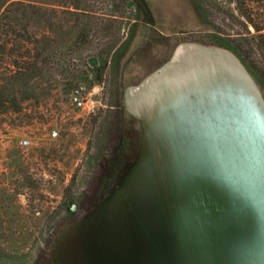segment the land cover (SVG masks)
I'll use <instances>...</instances> for the list:
<instances>
[{
	"label": "rangeland",
	"instance_id": "rangeland-1",
	"mask_svg": "<svg viewBox=\"0 0 264 264\" xmlns=\"http://www.w3.org/2000/svg\"><path fill=\"white\" fill-rule=\"evenodd\" d=\"M144 1L151 20L134 0H21L1 17L0 264H264V31L242 16L264 18V0ZM28 51L40 54L41 76L9 79ZM175 55L190 97L192 72H205L207 111L184 134L162 129L192 159L190 177L173 165L163 183L149 164L154 134L130 105ZM78 86L94 114L69 103ZM141 151L143 176L100 208ZM184 175L221 218L206 219ZM247 201L256 213L246 222L235 209ZM68 241L78 263L61 255Z\"/></svg>",
	"mask_w": 264,
	"mask_h": 264
},
{
	"label": "water",
	"instance_id": "water-1",
	"mask_svg": "<svg viewBox=\"0 0 264 264\" xmlns=\"http://www.w3.org/2000/svg\"><path fill=\"white\" fill-rule=\"evenodd\" d=\"M134 2L142 10V12L145 15H147L148 17H151V12H150V10H149V8H148V6L144 0H134ZM90 64L92 66H94L95 61L91 60ZM192 74H193V78L195 77L196 78L195 80H197V85H196L197 88L195 90V93H196L195 97H190L189 93H188V96H186L184 100L173 101V100H171L170 97L167 98V95L165 92H162V97H160L158 101H155V104H154L155 110H152L148 106L146 111L143 113V115L137 117L142 123L143 131H145L144 133L147 132V133H153L154 134L153 139L151 138V140L152 141L154 140V142H152L150 140L152 144H148L149 149H151L153 151L152 152L150 150L152 153V157L150 159H152L153 162L151 161L149 164H150L151 168L155 169L156 174L161 176V178L160 177L159 178L161 179V181H163V183L169 182L168 177L166 178V174L167 175L173 174L172 173V172H174L173 171L174 168L172 167L173 165H175V168H178V169H180L179 168V166H180L181 172L186 173L188 175V177H190V175L192 173V171L190 169V167L192 165H191V162L189 163V161H192V159L190 158V156H188L189 150H185L184 152H182L183 154H181V156H180L179 154L176 153V150L174 148L175 147L174 140L176 141V136H172V134H171L169 139H168V138H163V136L161 135L163 128L165 129L163 131L165 133L169 132V133H180L181 134V133H183V131H185L186 128H188V124H189L188 119L189 118H191V117H196V118L197 117H203L205 115V113L207 111L205 85H201V84L202 83L204 84V82H203L204 79H202V78H204L206 75H205V72H202V70H194V72ZM189 92H190V89H189ZM191 104H192V106H191ZM195 108H197V109H195ZM151 127L155 130H153V131L150 130L149 128H151ZM180 137L182 138V136H180ZM145 147H147V146L145 145ZM159 153H160V157L158 156ZM218 153L219 154L217 156H215L214 158H218L219 160H221L222 159V152L220 151V148H219ZM154 154H156V156ZM144 158H145L144 152L141 151L138 154L135 162L120 177L116 186L112 189V192L110 193V195L99 205L100 208H104V207L110 205V203L113 202L115 199H117L119 196L120 197L124 196V193L126 192L127 186L131 182L138 180L137 179L138 177L143 176L141 173V171L143 169V164L147 165L145 163ZM158 158H161V162H157ZM163 162H164V166H163ZM183 164H186V165L183 166ZM176 166H178V167H176ZM180 170H177L178 174L180 173ZM192 179H194V180H192ZM192 179L186 178L184 175L183 182H186L185 185L187 184V187H186L187 190L188 191L193 190L194 195L198 198V201L196 204L197 208L201 209V212H203L204 215H207L206 219L216 220V219L221 218V213H219V212L214 213V215L210 214V210H208L206 203L204 206L203 197H206L204 195V190H203L204 188H202L200 186L194 187L193 183L195 181V178H192ZM189 185H191V186H189ZM231 185H233L232 188L235 191L234 183L232 182ZM163 188L165 189L164 192L165 191L167 192V184ZM166 192L164 195H165V198H168V194ZM236 193L240 194V192H236ZM202 199H203V201H202ZM75 208H76V206H72V210H74ZM235 211L239 217L244 215L246 222L249 220L252 221L255 219L256 209H254V205H251V203L248 201L245 204H239L238 207H236ZM61 239L62 238H60V240ZM60 240L57 243H59ZM69 242L70 241H68L66 243L65 247H63V249H61L62 250L61 255L68 257V259L70 261H73V260L75 261L76 259L74 258V256H72V254H74V252L79 253L77 251L78 243L75 244L77 246L75 247V245H74V248H73ZM138 254L139 255L137 257V263L138 262L140 263L141 261H143L142 251L140 249L138 251ZM79 260H76V263H78Z\"/></svg>",
	"mask_w": 264,
	"mask_h": 264
},
{
	"label": "crops",
	"instance_id": "crops-1",
	"mask_svg": "<svg viewBox=\"0 0 264 264\" xmlns=\"http://www.w3.org/2000/svg\"><path fill=\"white\" fill-rule=\"evenodd\" d=\"M179 55H175L162 68L164 73L160 75L158 70L155 74L151 75L150 81L146 79L135 90H132L136 94L134 95L135 104L130 105L133 116H142L148 106L152 110H155V101H158L162 97V92H165L167 98L170 97L173 101H181L188 96L190 85L187 84L185 79L188 77L189 71L182 72L181 69L177 68V59L180 58ZM156 76L157 79H154Z\"/></svg>",
	"mask_w": 264,
	"mask_h": 264
},
{
	"label": "trees",
	"instance_id": "trees-1",
	"mask_svg": "<svg viewBox=\"0 0 264 264\" xmlns=\"http://www.w3.org/2000/svg\"><path fill=\"white\" fill-rule=\"evenodd\" d=\"M7 4V9H5L3 12H1V9L3 8V6H5ZM18 5H22L21 3V0H4V1H0V19L2 20V16L3 15H7L10 14L14 15L16 14V10H13L14 7L18 6ZM31 6H36L37 5H30L29 7L30 8H34V7H31ZM11 9V10H9ZM34 12H32L31 16H35V15H38L39 13L41 14V9L38 8V10H33ZM145 15V14H144ZM146 16V19L147 20H151L150 17H148L147 15ZM245 20L247 21V23L252 26L255 30L256 33H261L262 31H264V18H260L259 14H256V13H251V14H247V13H243L242 15ZM10 18V17H8ZM0 20V21H1ZM32 30L30 29L29 32H31ZM12 32H15L14 31V27L12 28ZM31 33H29L30 35ZM263 35H260L259 34V38H261ZM30 38H31V35H30ZM29 41V39H28ZM31 49V48H30ZM233 52H235V54H238V51L237 49H233ZM31 52L28 51V56L23 58V61H17V60H14L13 61V65L10 64L9 68H8V76H9V79H17V78H20V77H24L28 80H33L35 78H37L38 76H41V60L39 59V56H36V57H33L31 54ZM5 103L6 101H3V99L0 97V107H5ZM7 111V110H6ZM121 155V154H120ZM118 160V159H117ZM111 165L108 166V174H113V173H116V167L119 165L117 161H114V162H111L110 163ZM66 202V200H65ZM71 203V201H70ZM66 204V203H65ZM69 205V203L67 204ZM73 205V203L70 204V207H66V211L68 213H72V209H71V206Z\"/></svg>",
	"mask_w": 264,
	"mask_h": 264
},
{
	"label": "built area",
	"instance_id": "built-area-1",
	"mask_svg": "<svg viewBox=\"0 0 264 264\" xmlns=\"http://www.w3.org/2000/svg\"><path fill=\"white\" fill-rule=\"evenodd\" d=\"M69 103L78 110H85L88 114H94L96 111V105L85 94V89L82 86L75 88L69 96ZM52 137H56L57 133L53 132ZM21 148H28L31 145V141L28 138L22 139L20 142Z\"/></svg>",
	"mask_w": 264,
	"mask_h": 264
}]
</instances>
